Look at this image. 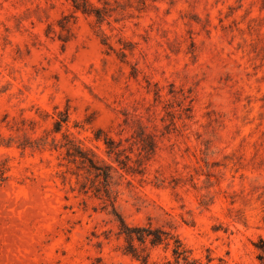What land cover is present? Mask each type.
<instances>
[{"label": "rangeland", "instance_id": "rangeland-1", "mask_svg": "<svg viewBox=\"0 0 264 264\" xmlns=\"http://www.w3.org/2000/svg\"><path fill=\"white\" fill-rule=\"evenodd\" d=\"M77 2L0 0V264H264V0Z\"/></svg>", "mask_w": 264, "mask_h": 264}, {"label": "trees", "instance_id": "trees-1", "mask_svg": "<svg viewBox=\"0 0 264 264\" xmlns=\"http://www.w3.org/2000/svg\"><path fill=\"white\" fill-rule=\"evenodd\" d=\"M76 6L77 10H80V5L77 0H72ZM86 3V2H85ZM61 126V124H58ZM110 153H115L113 150ZM72 157L79 159L80 162L85 165L88 164L90 169L101 171V168L95 165L92 159L88 158L85 153L82 151H77L76 154H72ZM3 171L0 169V181H3ZM100 176V175H99ZM104 177L106 181L109 179V174L104 173ZM108 193V192H107ZM109 194V193H108ZM115 210V209H114ZM114 214L119 219L121 235L125 237L126 240V255L132 256L134 259H137L141 264H158L151 263L150 253L147 251L148 244L155 247L163 244H170L171 241L174 240V248L173 254L175 257V264H201L198 260L191 259L190 253L184 248L182 243L178 240L177 237L172 236L170 233L164 232L163 230L156 228L153 229L151 226L149 227H130L126 225L125 221L120 218L118 213L114 211ZM167 264H173L172 262H167Z\"/></svg>", "mask_w": 264, "mask_h": 264}]
</instances>
